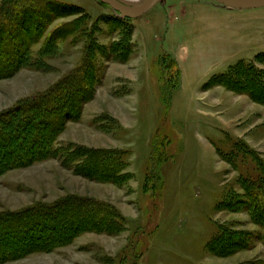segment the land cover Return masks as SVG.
Instances as JSON below:
<instances>
[{
    "label": "rangeland",
    "instance_id": "obj_1",
    "mask_svg": "<svg viewBox=\"0 0 264 264\" xmlns=\"http://www.w3.org/2000/svg\"><path fill=\"white\" fill-rule=\"evenodd\" d=\"M0 62V121L68 80L91 96L46 152L0 162L1 219L89 200L116 224L47 221L0 264H264V180L243 188L264 177V6L161 0L128 18L99 0H0ZM98 151L118 175L86 162Z\"/></svg>",
    "mask_w": 264,
    "mask_h": 264
},
{
    "label": "trees",
    "instance_id": "obj_2",
    "mask_svg": "<svg viewBox=\"0 0 264 264\" xmlns=\"http://www.w3.org/2000/svg\"><path fill=\"white\" fill-rule=\"evenodd\" d=\"M10 32L11 30L7 29V33ZM4 53H9L5 54V56L10 55L11 57L12 55L11 52ZM165 56L166 54L164 53L162 57V63ZM2 65L4 67V65H6L5 62L2 64L0 62V66ZM4 69L6 70L7 68ZM4 69L2 70L0 68V76L6 75L7 72L11 71L10 68H8L6 71H4ZM251 69L252 67L250 66H243L241 68H238L237 71L241 72V74L243 75L245 71ZM164 81L166 84V88H164V90L168 91L167 79L165 78ZM68 82L69 83L66 84L60 83V87H57V90H52L53 92L51 91V93H47L44 96L41 95L40 97L35 98L33 101L23 104L21 108L16 110V112L20 111L22 114L20 116V120L14 122L13 118H11L10 116L0 121L1 163L3 161L11 162V156L13 160L15 158L21 160L20 157L22 156L28 159V156L30 155V149L33 150V148L37 145L44 149L42 150V153L46 152L49 147L47 146L49 140L52 139L53 136L56 135V132H59L63 126L61 120L63 113L66 110V106L70 104L71 101H76L81 94L82 97H84L83 99L85 101L90 99L91 96H86L84 92L82 93L83 88L82 81L80 79H75V81L68 80ZM245 84L248 87H250V85L252 87V84H254V82L246 81ZM168 104L170 105V100H168ZM16 112H13V114L15 115ZM26 130L29 132L24 133ZM42 130H47V132L42 133ZM20 138L26 140L22 144H19L18 141ZM5 153L8 157L4 158ZM97 154L98 156L96 154L93 155L86 153L84 155L86 162L92 165V168H96L99 174H111L112 176L115 174L118 175V171L122 168V164L121 162H119V159L115 155H112V152L98 151ZM82 155L83 153L81 152V157ZM29 157V159H32L33 156ZM110 159H113L112 161H114L112 165L107 162V160ZM115 164L119 168L115 167ZM154 172L156 171L154 170ZM157 175L158 174L154 173L153 177H156ZM259 180L263 181L264 177H261L256 181H244V190L249 191V193L255 192L256 188L260 187ZM155 187L158 188L159 186L155 185ZM92 210H96V212L103 211L98 203L94 201L84 200V202H77L75 205L71 206H67V204L35 205L22 211L5 215V217H3L2 219L0 217V261L5 258L11 257L15 253V248L10 244L13 239L24 241V238H26V236H28L29 234H33V232L39 231L40 227L51 225V221L54 226H57L56 224H58L59 226L61 224L68 225L67 231H71L69 227L73 220H82V223H84L85 225L90 224V226L97 223L104 229H108L111 227L116 228V224L111 219L110 214L105 215L104 219L95 222L97 219L92 214ZM47 221H49L50 223L46 224Z\"/></svg>",
    "mask_w": 264,
    "mask_h": 264
},
{
    "label": "water",
    "instance_id": "obj_3",
    "mask_svg": "<svg viewBox=\"0 0 264 264\" xmlns=\"http://www.w3.org/2000/svg\"><path fill=\"white\" fill-rule=\"evenodd\" d=\"M109 5L121 15L128 18H138L147 12L153 4L161 0H142L138 5H128L120 0H99ZM234 9H252L264 6V0H215Z\"/></svg>",
    "mask_w": 264,
    "mask_h": 264
},
{
    "label": "bare ground",
    "instance_id": "obj_4",
    "mask_svg": "<svg viewBox=\"0 0 264 264\" xmlns=\"http://www.w3.org/2000/svg\"><path fill=\"white\" fill-rule=\"evenodd\" d=\"M120 1H122V2H124V3H128V4H130V3H134L135 2V0H120ZM107 5V4H106Z\"/></svg>",
    "mask_w": 264,
    "mask_h": 264
}]
</instances>
